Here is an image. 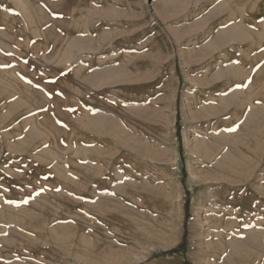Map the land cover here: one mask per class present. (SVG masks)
Returning a JSON list of instances; mask_svg holds the SVG:
<instances>
[{
  "label": "rangeland",
  "instance_id": "1",
  "mask_svg": "<svg viewBox=\"0 0 264 264\" xmlns=\"http://www.w3.org/2000/svg\"><path fill=\"white\" fill-rule=\"evenodd\" d=\"M0 264H264V0H0Z\"/></svg>",
  "mask_w": 264,
  "mask_h": 264
}]
</instances>
